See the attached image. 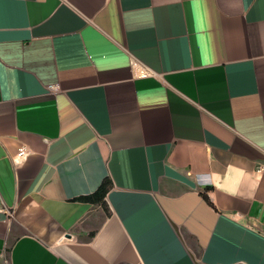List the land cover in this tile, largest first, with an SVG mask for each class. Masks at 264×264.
Segmentation results:
<instances>
[{
  "label": "crops",
  "instance_id": "obj_1",
  "mask_svg": "<svg viewBox=\"0 0 264 264\" xmlns=\"http://www.w3.org/2000/svg\"><path fill=\"white\" fill-rule=\"evenodd\" d=\"M1 258L264 264V0H0Z\"/></svg>",
  "mask_w": 264,
  "mask_h": 264
},
{
  "label": "trees",
  "instance_id": "obj_2",
  "mask_svg": "<svg viewBox=\"0 0 264 264\" xmlns=\"http://www.w3.org/2000/svg\"><path fill=\"white\" fill-rule=\"evenodd\" d=\"M110 186H111L110 181L106 179L102 182V184L99 186V188L96 190V192L94 194H92L91 196L85 197L82 200L86 201V202L93 203V204H100V205L104 206V197H105L108 189L110 188ZM201 196L204 199V201H206V203L211 205L208 201V198H207L205 192L201 193Z\"/></svg>",
  "mask_w": 264,
  "mask_h": 264
},
{
  "label": "built area",
  "instance_id": "obj_3",
  "mask_svg": "<svg viewBox=\"0 0 264 264\" xmlns=\"http://www.w3.org/2000/svg\"><path fill=\"white\" fill-rule=\"evenodd\" d=\"M136 72L141 77H145V76L148 75L147 71L145 69H143V68H137ZM28 154L29 153H28V151H27V149L25 147H23V146L20 147L18 149V152H17L16 156H15L14 162L15 163H19L20 161L24 160L28 156Z\"/></svg>",
  "mask_w": 264,
  "mask_h": 264
},
{
  "label": "rangeland",
  "instance_id": "obj_4",
  "mask_svg": "<svg viewBox=\"0 0 264 264\" xmlns=\"http://www.w3.org/2000/svg\"><path fill=\"white\" fill-rule=\"evenodd\" d=\"M0 264H5V259H0Z\"/></svg>",
  "mask_w": 264,
  "mask_h": 264
}]
</instances>
